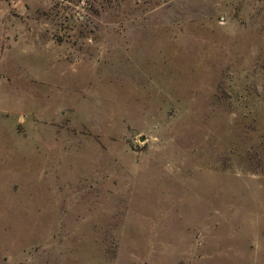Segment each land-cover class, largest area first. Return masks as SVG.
<instances>
[{"label":"rangeland","instance_id":"1","mask_svg":"<svg viewBox=\"0 0 264 264\" xmlns=\"http://www.w3.org/2000/svg\"><path fill=\"white\" fill-rule=\"evenodd\" d=\"M0 264H264V0H0Z\"/></svg>","mask_w":264,"mask_h":264}]
</instances>
